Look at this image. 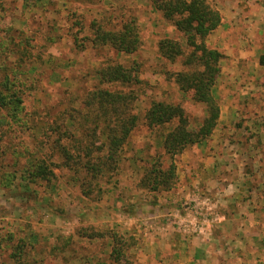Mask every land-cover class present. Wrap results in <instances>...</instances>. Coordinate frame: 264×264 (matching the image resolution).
Here are the masks:
<instances>
[{"label":"rangeland","instance_id":"obj_1","mask_svg":"<svg viewBox=\"0 0 264 264\" xmlns=\"http://www.w3.org/2000/svg\"><path fill=\"white\" fill-rule=\"evenodd\" d=\"M153 1L0 0V70L3 66L0 76L3 78L7 74L15 85L18 82L23 98L21 120L11 127H3L6 136L0 145L1 186L13 173L19 176L21 167L29 158L28 152H38L37 157L49 158L48 150L42 146L41 131L47 128L48 123H60L64 116L68 117L66 109L78 110L84 95L95 87L111 91L132 90L137 95L135 113L140 117L138 126L123 147L116 174L109 182L104 179L100 183L102 190L107 192L99 201L82 196L80 174L61 169H53L54 177L48 183H33L31 191L20 192L10 186L0 188V264H14L10 255L20 239L27 243L24 257L31 264H149L141 257L142 254L147 255L146 238L153 232L148 226L154 228L152 222L157 220L167 223L171 219L169 215L173 214L169 213L173 209H163L158 196L172 193L177 188L179 175L184 169L177 155L174 157L176 179L171 190L151 192L140 187L141 177L158 155H162L160 162L164 168L169 162L160 144L164 130L147 128L143 115L152 102L176 103L177 100H180L191 128L201 123L204 114L202 105L195 104L190 94L177 98L172 90L170 92L168 83L171 82L166 80L165 73L173 71V68L171 65L169 68L159 56L157 43L164 38L179 40L182 44L184 41L182 35L153 8ZM208 1L223 10L228 0ZM235 1L237 8L243 10L244 5L240 1L244 0H229L230 6L234 7ZM129 17L136 19L142 40L136 53L118 54L109 47L93 48L88 42L91 22L96 21L104 29H118ZM244 19V15L237 19L241 24L234 29L235 33H230L233 36L226 38L230 46L236 44V36L246 33L242 27ZM207 42L211 47L216 45V41L209 38ZM224 59L223 56L221 60ZM229 60L223 62L231 75ZM134 63L139 66L141 82L138 84L107 86L95 79V71L101 66H130ZM239 67L244 71V65ZM248 70L263 77L264 81V68L251 66ZM218 82L221 90L214 87L212 95L219 106L220 103L225 104L223 98L232 100L234 96L236 100L239 94L234 91L239 92L247 86L245 82L224 79ZM229 91L234 93L232 97ZM242 96L248 97L246 94ZM238 119L240 123L246 117ZM172 126L167 128L168 131ZM227 129L223 131L226 136ZM229 138L234 141V136ZM101 143L100 139L95 145ZM195 145L190 146L187 153L191 155L190 148ZM214 152L217 151L206 146L198 155L211 160ZM245 169L249 171L246 166ZM200 170V167H194L192 176L195 177ZM17 181L19 179L14 180V185ZM208 201V197L195 195L194 200L191 197L179 205L187 208L190 204L191 216L200 224L205 220L210 222L216 216L214 210L208 208ZM179 214V211L174 212V215ZM135 219L145 223L142 224L143 229L139 228L140 237L134 236ZM175 225L180 227L179 233L184 236L187 228ZM85 231L96 236L92 239L81 237ZM194 231L199 234L196 229ZM113 233L122 235L125 241L122 255L116 262L111 257L113 243L110 235Z\"/></svg>","mask_w":264,"mask_h":264},{"label":"trees","instance_id":"obj_2","mask_svg":"<svg viewBox=\"0 0 264 264\" xmlns=\"http://www.w3.org/2000/svg\"><path fill=\"white\" fill-rule=\"evenodd\" d=\"M152 5L182 35L184 41V44L169 38L158 41L159 56L168 65L180 66V70L166 72L165 78L183 95L190 94L191 100L202 105L204 111L203 120L195 128L190 127L179 103L152 102L144 113L143 123L149 129L163 131L173 125L167 133L162 132L163 155L169 159L166 168L160 162L162 155H158L139 182L140 187L158 192L174 187V157L190 146L209 139L217 125L220 109L212 95V88L219 75V62L223 55L207 45L209 35L221 22L219 11L208 0H155ZM90 30L91 36L87 40L93 48L109 47L118 54L132 55L142 44L134 17L123 21L118 29H104L93 21ZM138 69L137 63L130 66L108 64L97 69L94 76L101 85L129 87L141 82ZM2 70L3 66L0 73ZM17 83L15 85L7 74L3 78L0 76L1 146L6 136L3 127H11L21 120L23 98ZM136 101L137 95L132 90L111 91L95 87L88 91L78 110L66 109L68 117L64 116L60 123H46L47 128L41 131L42 146L48 150L49 158L37 157L38 152H28L29 158L21 167L19 176L13 173V179H5V185H0V188L10 186L20 192L31 191L33 183H48L54 177L53 169H61L80 174L82 196L99 201L107 192L102 190L100 183L104 179L109 182L116 174L123 147L139 124L140 117L134 108ZM100 139L102 143L95 145ZM17 179L18 183L14 185ZM80 236L92 239L96 234L85 231ZM110 239L113 243L111 257L116 262L122 255L125 241L118 233L110 235ZM26 245L20 239L15 246L10 255L14 264H31L24 257Z\"/></svg>","mask_w":264,"mask_h":264},{"label":"crops","instance_id":"obj_3","mask_svg":"<svg viewBox=\"0 0 264 264\" xmlns=\"http://www.w3.org/2000/svg\"><path fill=\"white\" fill-rule=\"evenodd\" d=\"M240 2L244 5L243 10L237 8L236 1L235 8L230 6L229 0L223 10L216 6L221 22L208 37L216 41V45H207L221 52L225 57L223 61L230 59L232 66V74L229 75V68L220 61V72L213 88L217 86L221 90L219 79L245 82L247 86L239 92L234 91L239 94H236V100L231 95L234 94L232 91L228 93L232 100L222 99L225 104L220 103L219 119L209 139L190 148L191 155L187 148L178 156L184 169L179 175V184L172 193L158 196L163 209H173L169 211L173 213L169 215L171 219L167 223L152 222L154 228L148 226L153 232L146 238L147 255L142 254L141 257L149 264H264V81L263 77L248 70L251 66L264 68V0ZM241 15L245 17L242 27L246 33L236 36V44L230 46L226 38L233 36L231 32H236L234 29L241 24L237 20ZM240 65L245 66L244 71ZM171 66L173 70L180 69L179 66L176 69L177 65ZM168 84L170 92L172 90L177 98H183L174 84ZM244 94L248 97L242 96ZM176 103L181 102L177 100ZM245 117V121L238 123V118ZM226 128L227 136L223 133ZM167 132L168 129H164V133ZM229 136H234V141ZM206 146L217 151L213 153L212 161L207 156L198 155ZM192 167H200L202 171L193 177ZM195 195L208 197L211 201H208V208L216 213L210 222L200 223L203 227L199 234L194 231L190 204L187 208L179 205L191 197L194 200ZM175 211L180 214L174 215ZM142 224L145 223L135 219L134 236L140 237ZM175 224L187 228L184 236Z\"/></svg>","mask_w":264,"mask_h":264},{"label":"built area","instance_id":"obj_4","mask_svg":"<svg viewBox=\"0 0 264 264\" xmlns=\"http://www.w3.org/2000/svg\"><path fill=\"white\" fill-rule=\"evenodd\" d=\"M204 223L206 222V220L205 221H203ZM193 227H194V229H196L198 232H200V230H201V228L203 227L202 225H200L199 224V220L198 219H196L195 221H194V225H193Z\"/></svg>","mask_w":264,"mask_h":264}]
</instances>
